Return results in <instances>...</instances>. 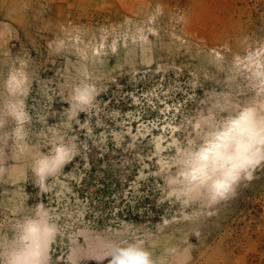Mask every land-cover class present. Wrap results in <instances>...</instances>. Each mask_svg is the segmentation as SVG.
I'll return each instance as SVG.
<instances>
[{"label":"rangeland","instance_id":"obj_1","mask_svg":"<svg viewBox=\"0 0 264 264\" xmlns=\"http://www.w3.org/2000/svg\"><path fill=\"white\" fill-rule=\"evenodd\" d=\"M257 52L264 0H0V92L26 61L28 143L47 151L55 127L80 150L41 189L30 158L0 145V232L43 203L61 226L51 264H108L97 260L106 242L129 235L147 239L158 264H264V163L198 221L158 203L157 175L210 91L248 102ZM83 79L96 102L69 121Z\"/></svg>","mask_w":264,"mask_h":264},{"label":"clouds","instance_id":"obj_2","mask_svg":"<svg viewBox=\"0 0 264 264\" xmlns=\"http://www.w3.org/2000/svg\"><path fill=\"white\" fill-rule=\"evenodd\" d=\"M248 59L254 65L253 95L248 102L236 104L228 93L210 91L204 101L206 108L186 117L193 134L176 142L174 155L157 173L163 193L158 203L177 206L186 221L210 215L208 209L234 196L241 182L251 180L254 170L264 163V54L257 52ZM26 66L20 60L3 81L0 129L12 126L0 134V145L11 141L18 157L30 158L36 183L45 189L49 178L60 176L80 150L55 127L48 130L47 151L28 143L31 115L26 108L30 91ZM97 95V86L90 79L74 83L65 112L68 120L91 109ZM4 150L0 147V152ZM28 209H18V218L9 230L0 232V264H51L52 244L61 226L43 203ZM105 259L108 264H158L148 240L135 235L108 240L97 260Z\"/></svg>","mask_w":264,"mask_h":264},{"label":"snow or ice","instance_id":"obj_3","mask_svg":"<svg viewBox=\"0 0 264 264\" xmlns=\"http://www.w3.org/2000/svg\"><path fill=\"white\" fill-rule=\"evenodd\" d=\"M157 147H159V145H157Z\"/></svg>","mask_w":264,"mask_h":264}]
</instances>
